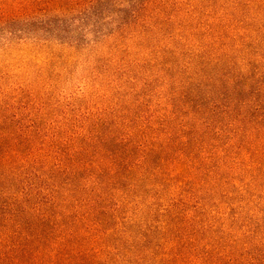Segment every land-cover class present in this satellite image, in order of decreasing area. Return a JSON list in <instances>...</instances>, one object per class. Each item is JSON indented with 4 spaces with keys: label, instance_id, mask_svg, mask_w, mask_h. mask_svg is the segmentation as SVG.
Instances as JSON below:
<instances>
[{
    "label": "trees",
    "instance_id": "trees-1",
    "mask_svg": "<svg viewBox=\"0 0 264 264\" xmlns=\"http://www.w3.org/2000/svg\"><path fill=\"white\" fill-rule=\"evenodd\" d=\"M13 47L0 264H264V0H0Z\"/></svg>",
    "mask_w": 264,
    "mask_h": 264
},
{
    "label": "rangeland",
    "instance_id": "rangeland-1",
    "mask_svg": "<svg viewBox=\"0 0 264 264\" xmlns=\"http://www.w3.org/2000/svg\"><path fill=\"white\" fill-rule=\"evenodd\" d=\"M23 55V52L18 51L16 48H12V49H7L6 51L0 52V65H1V61L2 60H9L11 61V65L12 66V72L15 74H19V69L16 68L15 65H17L19 63V59L20 57ZM23 58V57H22ZM34 60H29V68L28 71L26 73L23 74L24 78H29L31 76V74H35L36 69L34 66ZM33 69V71H32ZM83 75V67L79 66V67H74V69H72L71 73L68 74V76L71 79V82L68 83L66 81H62L61 86H63L67 91H70V84L75 83V81H77L78 78H80Z\"/></svg>",
    "mask_w": 264,
    "mask_h": 264
}]
</instances>
